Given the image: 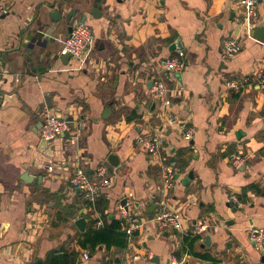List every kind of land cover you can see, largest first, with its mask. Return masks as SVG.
I'll list each match as a JSON object with an SVG mask.
<instances>
[{"label":"crops","instance_id":"1","mask_svg":"<svg viewBox=\"0 0 264 264\" xmlns=\"http://www.w3.org/2000/svg\"><path fill=\"white\" fill-rule=\"evenodd\" d=\"M0 2L6 8L0 18V264H47L52 253H77L76 264H264V251L248 241L251 228L264 229V90L254 76L264 73V45L250 37L264 18V0L252 25L237 19L236 0ZM55 11L62 14L58 22L51 20ZM72 11L71 25L85 17L93 41L82 59L64 65V15ZM225 37L241 46L230 59L221 54ZM177 50L185 53V67L166 74L160 63ZM154 78L169 89L176 120L193 130L189 140L176 126L161 131L155 157L166 155L165 163L136 144L162 120L149 94ZM242 78L249 80L242 84ZM231 80L239 89L226 86ZM50 112L72 122L77 141L61 137L41 148L40 128ZM110 155L117 167L108 163ZM232 155L245 160L238 169ZM171 162L180 172L164 191L161 169ZM100 165L110 184L90 206L68 179L81 168L97 181ZM129 194L141 210V229L120 250L83 248L85 233L99 230L96 214L103 226L124 224L119 207ZM230 195L240 205L229 203ZM163 209L177 212L186 228L203 220L209 229L199 236L191 227L160 231L152 218ZM82 217L84 232L74 225Z\"/></svg>","mask_w":264,"mask_h":264},{"label":"built area","instance_id":"2","mask_svg":"<svg viewBox=\"0 0 264 264\" xmlns=\"http://www.w3.org/2000/svg\"><path fill=\"white\" fill-rule=\"evenodd\" d=\"M259 0H236V4L242 11L243 23L254 24L256 21V7ZM6 14L5 6L0 2V18ZM93 41V34L88 25L84 22H77L72 25V30L67 39L64 41L63 47L59 53L60 56L70 55V60H80L82 57L90 51V47ZM241 51L239 40L234 37H225L221 43V54L224 58L230 59ZM69 60V61H70ZM161 67L167 74L180 73L185 67V53L182 50H177L170 57L161 61ZM255 79L261 90H264V73L258 71L255 73ZM241 83L248 82V78H242ZM226 86L237 90L239 89V83L235 80L228 81ZM150 98L155 104L162 110V120L160 125L156 128L154 134H142L136 138V144L139 148L145 151L151 157L158 154L161 147V138L159 134L163 129H169L171 126H176L179 131L183 133V138L189 140L191 138L192 129H184V125L179 123L175 116L172 114L170 91L161 79L154 78L151 80ZM72 122L69 119L58 117L54 113H47L43 119L42 126L40 128V139L44 142L53 144L57 139L66 137L69 141H77L78 136L71 129ZM244 159L240 155H232L230 158L231 166L234 169H238L244 164ZM48 171H52L51 166L47 167ZM179 167L176 163H169L163 165L161 169V186L164 191L172 189L176 176L179 175ZM97 181H92L85 174L81 168H77L72 172V175L68 179L69 184L73 189H77L83 196L85 202L89 205H93L99 189L108 187L110 184L108 169L105 165L97 167L96 171ZM228 202L232 205H240L239 201L233 196L228 197ZM191 204H195L194 200H191ZM121 218L123 219V232L128 238H131L134 233L139 231L143 226V220L139 209L135 207L132 195L129 194L124 201V204L119 207ZM95 221L93 222L94 229H100L103 227V221L101 216L96 214ZM157 228L160 231L174 230L176 232H186L191 227V233L194 236H199L205 233L209 226L205 221H195L189 228L184 226L183 218L177 212H170L165 209L157 212L152 218ZM1 232V227H0ZM248 241L251 247L255 251H264V229L251 228L248 231ZM150 257V255H149ZM84 260L88 259L87 254H83ZM172 264H177L173 260Z\"/></svg>","mask_w":264,"mask_h":264},{"label":"trees","instance_id":"3","mask_svg":"<svg viewBox=\"0 0 264 264\" xmlns=\"http://www.w3.org/2000/svg\"><path fill=\"white\" fill-rule=\"evenodd\" d=\"M98 204L99 203L96 201L95 209ZM97 210L99 211L98 207ZM122 226L123 225L120 220H114L110 224H106V221H104V226L99 230H88L85 233V241L87 244L83 245V248L88 247V249H94L97 245H105L107 247L115 246L118 250L123 249L127 239L125 233L121 230ZM76 260L77 253L69 255H65V253L63 255L52 253L47 259V264H76Z\"/></svg>","mask_w":264,"mask_h":264},{"label":"water","instance_id":"4","mask_svg":"<svg viewBox=\"0 0 264 264\" xmlns=\"http://www.w3.org/2000/svg\"><path fill=\"white\" fill-rule=\"evenodd\" d=\"M118 1H120V0H118ZM258 2H260V0ZM75 15H76L75 11H72V12L64 15L65 24L68 27V33L69 34L71 33V30H72L71 20L75 17ZM50 16H51V20L53 22H58L62 18V14L58 11L52 12ZM92 16L94 18L93 14H92ZM80 22H85V17H82ZM250 37L253 40L257 41L258 43H261L264 45V18L262 19L261 22H259L258 25L253 27V29L250 32ZM60 59L64 65H67L68 61L70 60V55L61 56ZM146 106L150 107L151 109H154L155 104H150L149 102L148 103L146 102ZM109 112H110V109H106L104 111V114L102 115V118H105L109 114ZM57 116L60 117L59 115H57ZM40 144H41V148L49 149L48 148L49 144L44 142L43 140H41ZM108 163L113 167L118 166V160L114 155H110L108 157ZM192 177H193L192 172H189L188 175L185 177L183 184L185 185L187 182H189V180H192ZM176 178H177V176H176ZM122 204H124V201H122ZM135 207L137 208L136 205H135ZM232 211L235 212L236 208H233ZM85 224H86V219L83 217L77 219L74 222V225L76 226V228L80 232H84ZM208 240H209V238L206 237L203 244H207ZM116 263L119 264V261H116ZM38 264H40V261H38Z\"/></svg>","mask_w":264,"mask_h":264},{"label":"rangeland","instance_id":"5","mask_svg":"<svg viewBox=\"0 0 264 264\" xmlns=\"http://www.w3.org/2000/svg\"><path fill=\"white\" fill-rule=\"evenodd\" d=\"M233 8H234V10H235V12L237 13V19L240 21V22H242L243 21V19H242V17H243V15H242V11L240 12V9H239V7L238 6H233ZM160 111H161V113H162V110L160 109ZM161 114L159 113V116H160ZM158 119H159V117H158ZM148 132H146L145 134H147ZM164 156V158L162 157L161 158V160L158 158V157H153V158H155L157 161L158 160H160V162L161 163H165V161L167 160L165 157H166V155H163ZM139 212H140V214H141V218H142V213H141V210H139Z\"/></svg>","mask_w":264,"mask_h":264}]
</instances>
